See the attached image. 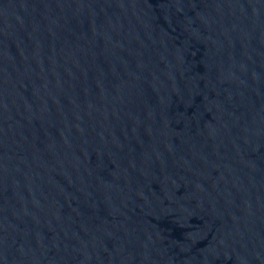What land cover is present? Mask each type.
Listing matches in <instances>:
<instances>
[{"label":"water","instance_id":"1","mask_svg":"<svg viewBox=\"0 0 264 264\" xmlns=\"http://www.w3.org/2000/svg\"><path fill=\"white\" fill-rule=\"evenodd\" d=\"M0 264H264V0H0Z\"/></svg>","mask_w":264,"mask_h":264}]
</instances>
